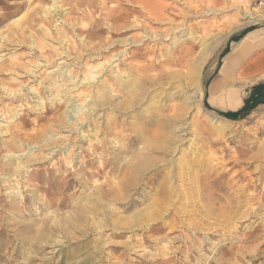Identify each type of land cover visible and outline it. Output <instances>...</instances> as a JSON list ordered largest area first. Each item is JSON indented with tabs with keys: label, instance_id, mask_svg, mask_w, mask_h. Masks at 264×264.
Listing matches in <instances>:
<instances>
[{
	"label": "rangeland",
	"instance_id": "rangeland-1",
	"mask_svg": "<svg viewBox=\"0 0 264 264\" xmlns=\"http://www.w3.org/2000/svg\"><path fill=\"white\" fill-rule=\"evenodd\" d=\"M140 1L0 0V264H147L143 262L146 258L150 260L148 264H264V68H246L248 63L264 55V16L257 15L244 23L247 19L240 14L247 11L255 15L264 13V9L250 0ZM148 9L163 11L162 19L154 20ZM154 34H158L155 39L151 37ZM224 34L223 41L211 55L203 54L211 41ZM245 35L241 41L245 52L234 63L231 83L225 86L239 90L242 103L235 110L223 109L210 101L209 84L223 77L220 73L223 58ZM114 54L117 55L113 61L107 63L100 77L97 75L95 81L98 82L80 86L78 90L66 88L72 86L69 83L78 82L87 65H97ZM203 56L199 80L202 97L198 99L194 84L185 82L182 77L169 79L167 76L173 72L186 74L194 61ZM61 61L68 69L73 68L71 80H61L55 71L53 73L55 68L59 69ZM111 70H121L120 73L127 76L126 84L115 85V95L104 96L103 106L89 112L85 124L79 127L78 114L69 111L75 109L80 100L87 103L89 96L85 98V93L95 92ZM137 86L141 90L138 96L132 94ZM66 89L70 97L64 95ZM77 92L79 100L74 94ZM186 97L191 106L183 109L187 124L179 132L180 138L165 143L166 152H152L148 145L152 144L149 140L156 132L153 131L157 124L155 115H172ZM123 100L131 102L129 108L122 106L114 110L113 104L123 103ZM70 103L72 107L68 106ZM227 112L234 113L226 117ZM145 115H152L146 123ZM209 115L227 119L221 123V133L215 131ZM116 119L118 126L114 124ZM142 123L143 141L131 144L130 137L138 132ZM74 125L77 127L70 130ZM108 126L112 134L105 131ZM81 128L89 134L83 139ZM98 140L107 143L96 149ZM116 142L129 149L127 155L120 154L121 163L124 159H133L136 151L142 149L145 154L142 157L145 156L150 165L123 191V200L114 202L109 198L96 203L97 193L109 188L114 190L122 173L107 168L103 174L91 177L83 171L98 169L99 161L112 156ZM28 145L31 150L25 156ZM173 145L180 150L171 151ZM182 156L188 159L190 172L172 182L179 193L185 191L184 197L178 200L175 198L178 193L174 192L168 202L172 204L171 210L166 206L168 210L163 211V205L157 206L159 198L155 189L169 169H176L175 173L180 171L178 161ZM88 159H92L91 165H85ZM197 159L205 168L217 167L223 177L211 184L213 177L202 176V185L206 188L199 196H193L190 190L194 185L193 176L200 178L205 172L198 170L197 174V169L192 168L198 163ZM235 162L239 163L235 165ZM12 173L13 177L7 179ZM252 196L254 200L250 199ZM236 197L240 201L238 209L230 204ZM129 199L136 201L135 204L128 209L121 207L120 203ZM198 205H209L211 215L199 216ZM82 206L87 207L86 211L91 209L85 220L79 212ZM102 207L106 209L104 213ZM110 211L113 222L116 217L115 226L104 221ZM199 218L208 222L205 230L193 223L200 222ZM121 220L127 223H119ZM162 220L163 228L152 230L151 227L162 224ZM97 222H102V226H96ZM118 230L123 231L121 236L113 234ZM163 248L169 251V257L173 256L172 261L165 262L166 258L160 253ZM186 258L191 261L187 262Z\"/></svg>",
	"mask_w": 264,
	"mask_h": 264
},
{
	"label": "bare ground",
	"instance_id": "bare-ground-1",
	"mask_svg": "<svg viewBox=\"0 0 264 264\" xmlns=\"http://www.w3.org/2000/svg\"><path fill=\"white\" fill-rule=\"evenodd\" d=\"M127 1V0H126ZM129 1V0H128ZM140 1V0H139ZM241 1V0H240ZM131 2V1H130ZM133 2V1H132ZM140 3H141V1H140ZM53 5V4H52ZM51 5V6H52ZM57 6V5H56ZM61 7V6H60ZM142 7V6H141ZM47 8V7H46ZM45 8V9H46ZM122 10V9H121ZM146 10V9H145ZM108 11V10H107ZM110 11V10H109ZM113 11V10H112ZM166 11V10H165ZM256 11V10H255ZM47 12V11H46ZM120 12V11H119ZM118 12V13H119ZM147 12H148V14H149V16L151 15L152 17H153V19L154 20H161L162 18V16L164 15V13H163V11H155V10H153V9H148L147 10ZM258 12H260V11H258ZM108 13V12H107ZM110 13V12H109ZM117 13V12H116ZM125 13V12H124ZM123 13V14H124ZM115 14V13H114ZM120 14V13H119ZM241 16H243L244 18H246L247 20L244 22V23H246V22H250V21H252V19L253 18H255L257 15L258 16H264V13H256L255 15L253 14V13H249V12H247V11H242L241 13ZM110 15V14H109ZM108 15V16H109ZM118 15V14H117ZM252 15V16H251ZM108 16H106V18L108 17ZM119 16V15H118ZM118 16H117V18H118ZM115 17V16H114ZM112 18V17H111ZM116 18V17H115ZM124 18V17H123ZM108 20H109V17L107 18ZM121 19H122V17H121ZM125 19V18H124ZM123 19V20H124ZM114 22V21H113ZM117 22H118V20H117ZM126 22V21H125ZM109 23H112V22H109ZM117 24V23H116ZM115 24V25H116ZM127 24V23H126ZM119 25H121V24H119ZM110 27V26H109ZM122 27H124V26H122ZM235 28V27H234ZM56 29H58V27L56 28ZM60 31V30H59ZM61 32H62V30H61ZM61 32H59V33H61ZM96 32H98V30L96 31ZM46 33V32H45ZM57 33H58V31H57ZM92 33V32H91ZM250 33V32H249ZM226 35L224 34V35H221V36H219L218 38H216L215 40H213V41H211L209 44H208V46L206 47V49L204 50V52L205 53H203V54H205V55H211V53H213L214 52V50L218 47V45L223 41V39H224V37H225ZM247 35H245L243 38H245ZM55 37H57L56 35H55ZM54 37V38H55ZM63 37V36H62ZM151 37H153V39H155V37L157 38L158 37V34H154L153 36H151ZM242 38V39H243ZM241 39V40H242ZM59 40V39H58ZM241 40L237 43V46L235 47L234 46V48L223 58V61H222V64H221V67H220V70H221V72H224V73H228V72H231L233 69H235V66H236V64H234L236 61H237V59L238 58H240L243 54H244V51H243V49H244V47L243 46H240L241 45ZM126 41V40H125ZM240 44V45H239ZM84 46V45H83ZM93 46H95V45H93ZM89 47V46H88ZM109 47V46H108ZM58 48V47H57ZM105 48V47H104ZM57 52V51H56ZM89 54V53H88ZM117 54H114V55H112L111 57H110V59L108 60H103L101 63H99V64H97V65H87L85 68H84V72L82 73V76H81V78H79L78 79V82L77 83H69V84H71L72 86H66V88H75V89H77V88H80V86H84V85H88L89 83L91 84L92 82H94L95 80H96V78L99 76L100 77V73L102 72V70L104 69V67L107 65V63L111 60V61H113L112 59L116 56ZM89 56V55H88ZM118 57V56H117ZM48 58V57H47ZM50 59V58H49ZM262 58H260V60H261ZM47 60V59H46ZM48 61V60H47ZM86 61V60H85ZM88 61V60H87ZM107 61V62H106ZM117 61V60H116ZM203 61H204V56L203 57H201V59L200 60H198V61H194L195 63H193L191 66H190V68H189V71L186 73V74H184V73H181V72H173V73H170L168 76H167V78H169V79H175V78H178V77H182V79L186 82V81H189V83L190 84H194L195 86H196V90H197V93H198V99H201V97H202V93H201V90H200V86H199V80H200V74H201V68H202V64H203ZM50 62V61H49ZM48 62V63H49ZM84 62V61H83ZM47 63V64H48ZM68 63V62H67ZM254 63H256V62H254ZM119 64V63H118ZM37 64H35V66H36ZM60 65V67H59V69H54L53 70V73H54V71H55V74L57 73L58 75L57 76H59V77H61L60 79L61 80H71V76H72V74H70V72H71V69H73L72 67H71V69H68L67 68V66L65 65V63H64V61H61V62H59V64H58V66ZM64 65L66 66V68L64 67ZM68 65H69V63H68ZM40 66V65H39ZM113 66V65H112ZM256 66H259V67H261V68H263L264 67V55H263V59L259 62V63H257V64H251L249 67H256ZM249 67H246V68H249ZM64 68V70H62ZM83 69V68H82ZM81 69V70H82ZM141 69H143V68H138V70H141ZM95 70H97L96 72H95ZM121 71V70H120ZM120 71L118 70H111V74H110V76L109 77H107V78H105V79H103L102 80V82H101V84H99V86H97V88L96 89H94V90H96L95 92H90L91 94H89V92L88 93H85V95L84 94H82V95H84L85 96V98L86 97H88L89 96V99H87L88 100V102L86 103L85 101H83V100H80L81 102L78 104V103H76V104H78V106L75 108V109H71L69 112H74L75 114H78V115H76V117H77V119H76V121H78V124H79V127H82L84 124H85V122H86V120H87V114H89V112H91V111H93L94 109H95V107H98L99 105H102L103 104V102L101 101V100H104V99H102L104 96H113V95H115V93H116V89L115 88H113V87H115V85H117V86H119V85H121V86H124V84H126L125 83V78L127 77V76H125V75H123V74H121L120 73ZM143 71H145V70H143ZM29 72V71H28ZM77 72V71H76ZM104 72V71H103ZM30 73V72H29ZM48 73V72H47ZM74 74V73H73ZM105 74V73H104ZM220 74V73H219ZM29 75V74H28ZM65 75H67V78L65 79L64 77H65ZM98 75V76H97ZM140 75V74H139ZM49 76H50V74H49ZM80 76V75H79ZM165 76V75H164ZM164 76H163V78H164ZM74 77V76H73ZM133 77V76H132ZM48 78V77H47ZM46 78V79H47ZM58 78V77H57ZM129 78V77H128ZM134 78V77H133ZM132 78V79H133ZM136 78H138V77H136ZM222 78V77H221ZM53 79V78H52ZM140 79V78H139ZM161 79V78H160ZM44 80H45V78H44ZM56 80V79H55ZM75 81H76V79H75ZM116 81H118L117 83H116ZM134 81H135V79H134ZM133 81V82H134ZM137 81V80H136ZM135 81V82H136ZM175 81V80H174ZM177 81V80H176ZM217 81V80H216ZM230 81V79H229V77H226V78H224V83H228ZM44 82V81H43ZM50 82V81H49ZM95 82H98V80L97 81H95ZM132 82V81H131ZM152 82V81H151ZM170 82V81H169ZM213 82V81H212ZM47 83V82H46ZM153 83V82H152ZM172 83V82H171ZM183 83V82H182ZM231 83V82H230ZM57 84V83H56ZM134 84V83H133ZM211 84V83H210ZM229 84V83H228ZM234 84V83H233ZM46 85V84H45ZM59 85V84H58ZM62 85H65V84H61L60 86H62ZM67 85V84H66ZM116 86V87H117ZM150 86V85H149ZM229 86V85H228ZM235 86V85H234ZM84 87H86V86H84ZM89 87V86H88ZM141 87V86H140ZM139 87V88H140ZM35 88V87H34ZM52 88V87H51ZM55 88H56V86H55ZM60 88V87H59ZM91 88V87H90ZM136 88V87H135ZM134 88V89H135ZM229 88V87H228ZM121 89H125V88H121ZM224 88H216L214 85H212L211 86V88H210V91H211V99H210V101L212 102V103H216L217 104V106L218 107H220V108H223V109H230V110H234V109H237L238 107H239V105H240V103H241V96H240V93H238V92H235L234 90H231V89H229V90H226V91H224V92H221V94H220V97H217V96H214L217 92H219V91H222ZM34 90V89H33ZM32 90V91H33ZM67 90V89H66ZM78 90V89H77ZM90 90V89H89ZM88 90V91H89ZM36 91V90H35ZM34 91V92H35ZM47 91V90H46ZM84 91V90H83ZM91 91V90H90ZM127 91H129V90H127ZM126 91V92H127ZM132 91V90H131ZM239 91V90H238ZM71 92V91H70ZM139 92H141V90H139L138 89V86H137V90L135 91V92H133L132 94H135V95H140L139 94ZM144 92V91H143ZM203 92V91H202ZM23 93V92H22ZM32 93V92H31ZM69 92H68V90L67 91H65L64 92V95L66 96V95H68V97H70L71 95H69L68 94ZM73 93V92H72ZM127 93H129V92H127ZM33 94H36V93H33ZM40 94V93H39ZM75 94V96L76 97H78V94H79V92H77V93H74ZM130 94V93H129ZM128 94V95H129ZM14 95V94H13ZM60 95V94H59ZM63 95V94H62ZM174 95V94H173ZM37 96V95H36ZM57 96V95H56ZM55 96V97H56ZM125 96V95H124ZM39 97V96H38ZM98 98V100H97V102L94 100H92L91 98ZM129 97V96H128ZM140 97V96H139ZM73 98V97H72ZM105 98H107V97H105ZM109 98V97H108ZM118 98V97H117ZM125 98H126V96H125ZM58 99H60V97H58ZM69 99V98H68ZM68 99H67V102H69L68 101ZM121 99H123V98H121ZM71 100V99H70ZM78 100H79V97H78ZM126 100V99H125ZM107 101V100H106ZM75 102V101H74ZM111 102V101H110ZM136 102V101H135ZM105 103V102H104ZM107 103H109V99H108V102ZM112 103V102H111ZM129 103H131L130 101L128 102V101H124L123 100V103H119V104H116L115 106H114V104H113V109L115 110V109H119V108H122V106L124 107V108H127L128 107V105H129ZM39 104H41V102L39 103ZM110 104V103H109ZM132 104H133V102H132ZM74 105V104H73ZM68 106H71L72 107V104L70 103ZM103 106V105H102ZM190 106H191V104H190V102H189V98H183V101L181 102V103H179V105L177 106V107H175L174 108V112H173V114L172 115H170V116H163V117H161L160 115H155V120H154V122H156L157 124H156V127H155V129L153 130V131H156L155 132V134L153 135V137L151 138V140H149V141H151V143L152 144H150V145H148L149 147H150V149H151V151L152 152H163L164 150H165V152H166V146H165V143H173L176 139H175V137H177V138H180V135H179V132H181L184 128H185V126H184V124L186 123V121H185V118H184V116H185V114L186 113H184L183 112V109L184 108H190ZM86 107V108H85ZM106 107V106H105ZM108 107H109V105H108ZM111 107V106H110ZM41 108H43V104H41ZM129 108V107H128ZM132 108V107H131ZM39 110V109H38ZM162 110V109H161ZM185 110V109H184ZM197 110L199 111V109L197 108ZM67 111V112H68ZM197 111V112H198ZM94 112V111H93ZM92 112V113H93ZM120 113H122V111H119ZM187 112V111H186ZM200 112V111H199ZM130 113V112H129ZM17 114V113H16ZM15 114V115H16ZM157 114V113H156ZM158 114H159V112H158ZM12 115H14V114H12ZM6 116V115H5ZM67 116V115H66ZM99 116V115H98ZM152 115H145L144 116V122L146 123L147 121V119L148 118H150ZM206 116V115H205ZM210 116V118H211V120H213L214 122L212 123L213 124V128H215V131L217 132V133H221V128H222V124L221 123H223V122H225V120H227V119H225V118H219V117H215V116H211V115H209ZM5 118V117H4ZM73 118H74V116H73ZM115 118V117H114ZM66 119V118H65ZM4 120V119H3ZM70 120V119H69ZM68 120V121H69ZM109 120V119H108ZM2 121V120H1ZM6 121H7V119H6ZM113 121V120H112ZM5 122V121H4ZM71 122V121H70ZM95 122H96V120H95ZM121 122V121H120ZM72 123V122H71ZM98 123H99V121H98ZM229 123V122H228ZM109 124H110V122H109ZM114 124H115V126H118V121H117V119L114 121ZM187 124V123H186ZM71 125H73V124H71ZM89 125V124H88ZM96 125V124H95ZM108 125V124H107ZM106 125V126H107ZM6 126V125H5ZM63 126V125H62ZM98 126H99V124H98ZM101 126V125H100ZM135 126V125H134ZM229 126V125H228ZM61 127V126H60ZM77 126H72V128H70V130L72 129H75ZM104 127H105V124H104ZM139 127V126H138ZM226 127V126H225ZM225 127H223V128H225ZM0 128H2V127H0ZM65 128V127H64ZM103 128V127H102ZM101 128V129H102ZM116 128V127H115ZM229 128V127H228ZM68 129V128H67ZM66 129V130H67ZM95 129V128H94ZM187 129V128H186ZM226 129V128H225ZM100 130V129H99ZM112 129L110 128V126H108V127H106L105 128V131L108 133V134H112V131H111ZM204 130V129H203ZM202 130V131H203ZM224 130V129H223ZM69 131V130H68ZM78 131V130H77ZM116 131V130H115ZM151 131V130H150ZM199 131H200V129H199ZM201 131V132H202ZM213 131V130H212ZM2 133V132H1ZM0 133V134H1ZM80 133H81V137H82V139H83V137L85 138V137H87L89 134H86L85 133V131H82V128H81V131H80ZM106 133V134H107ZM198 133V132H197ZM27 134V133H26ZM25 134V135H26ZM71 134V133H70ZM105 134V135H106ZM114 134V133H113ZM185 134V133H184ZM216 134V133H215ZM13 135V134H12ZM24 135V136H25ZM46 135V134H45ZM44 135V136H45ZM49 136V135H48ZM72 136V135H71ZM218 136H219V134H218ZM217 136V137H218ZM14 137V136H13ZM31 137V136H30ZM39 137V136H38ZM40 137H41V135H40ZM51 137V136H50ZM61 137V136H60ZM64 137V136H63ZM62 137V138H63ZM66 137V136H65ZM64 137V138H65ZM79 137V136H78ZM196 137H198V136H196ZM27 138H29V137H27ZM32 138V137H31ZM36 138V137H35ZM42 138V137H41ZM53 138V137H52ZM57 138V137H56ZM55 138V139H56ZM104 138V137H103ZM214 138H215V136H214ZM21 139H23V137L21 138ZM33 139V138H32ZM47 139H49V138H47ZM46 139V140H47ZM51 139V138H50ZM213 139V138H212ZM15 140V139H14ZM20 140V139H19ZM25 140V139H24ZM38 140H39V138H38ZM180 140H182V139H180ZM12 141V140H11ZM10 141V142H11ZM41 141V140H40ZM44 141V140H43ZM42 141V142H43ZM48 141V140H47ZM63 141V140H62ZM65 141V140H64ZM71 141H72V139H71ZM84 141H86V140H84ZM105 141V140H104ZM104 141H102V140H98V142H97V145H96V149L99 147V148H103L104 147V144L105 143H107V142H104ZM131 141V144L132 143H137V142H139V141H143V123L141 124V126L139 127V130H138V132L135 134V135H132L131 137H130V140H129V142ZM213 141H215V140H213ZM2 142V141H1ZM14 142V141H13ZM31 142V141H30ZM45 142V141H44ZM53 142V141H52ZM51 142V143H52ZM125 142V141H124ZM183 142V141H182ZM3 143V142H2ZM7 143V142H6ZM15 143V142H14ZM17 143V142H16ZM38 143H39V141H38ZM68 143V142H67ZM78 143V142H77ZM177 143V142H176ZM22 144V143H21ZM24 144V143H23ZM45 144H46V142H45ZM80 144L82 145V143L80 142ZM109 144V143H108ZM107 144V145H108ZM116 144H117V142H116ZM190 144V143H189ZM10 145H11V143H10ZM18 145V144H17ZM47 145V144H46ZM49 145V144H48ZM55 145V144H54ZM71 145H72V143H71ZM71 145H69L70 147H71ZM79 145V144H78ZM180 145V144H179ZM12 146V148H13V145H11ZM16 146V145H15ZM15 146H14V148H15ZM21 146V145H20ZM25 146V145H24ZM57 146V145H56ZM66 146H68V145H66ZM117 146V147H116ZM115 147V150L113 151V152H111V154H112V156L109 158V159H102L101 161H99L100 162V165H99V167H98V169H96L95 171H92V172H88V171H83V173H85V175L86 174H88L89 176H91V177H95V176H98V175H101V174H103L104 172H105V170L107 169V168H109L110 170H114V171H119V173H122V177H121V179L117 182V185H116V187H115V189L114 190H112L111 188H109V189H104V190H101L99 193H97L98 194V196H97V202H96V200H95V202L96 203H98V202H100L101 200H105V199H109V198H112V200L115 202V201H121V200H123L124 199V192L123 191H125V190H128L129 189V187L131 186V184H133L134 183V181L140 176V174H141V172L146 168V167H149V165H150V163H146V160H145V156H144V158L142 157V155H145L143 152H142V149L141 150H137L136 151V153H135V156L133 157V159H127V161H126V159H124L123 160V162L121 163L120 161V154H128L129 153V149H128V147H123V145L122 146H120L119 144H117ZM145 146H146V144H145ZM168 146V145H167ZM3 147V146H2ZM7 147V146H6ZM10 147V146H9ZM9 147H8V150H9ZM18 147V146H17ZM22 147H23V145H22ZM58 147V146H57ZM28 151L26 152V155L25 156H28L27 155V153L28 152H30V150H31V147L28 145ZM40 148H42V146L40 147ZM54 148V147H53ZM106 148V147H105ZM141 148V147H140ZM172 148V150L171 151H173V152H175L177 149H179V147H177L176 145H173V147H171ZM192 148V147H191ZM39 149V148H38ZM91 149H92V146H91ZM95 149V150H96ZM147 149V148H146ZM12 150V149H11ZM18 150V149H17ZM22 150V149H21ZM49 150V149H48ZM101 150V149H100ZM170 150V149H169ZM180 150V149H179ZM34 151V150H33ZM80 151V150H79ZM104 151H105V149H104ZM170 151V152H171ZM76 152V151H75ZM81 152V151H80ZM186 152V151H185ZM194 152V151H193ZM32 153V152H31ZM30 153V154H31ZM132 153V152H131ZM188 153V152H187ZM70 154V153H69ZM73 154V153H72ZM171 154V153H170ZM193 154V153H192ZM33 155V154H32ZM31 155V156H32ZM35 155V154H34ZM71 155V154H70ZM162 155V154H161ZM244 155V154H243ZM164 156V155H163ZM173 156V155H172ZM176 156V155H175ZM193 156V155H192ZM195 156V155H194ZM143 159H142V158ZM8 158V157H7ZM124 158V157H123ZM10 159V158H9ZM20 159V158H19ZM27 159H28V157H27ZM64 159V158H63ZM165 159H167V158H165ZM170 159V158H169ZM174 159V158H173ZM187 159V158H186ZM195 159V158H194ZM236 159V158H235ZM249 159V158H248ZM175 160H176V158H175ZM188 160V159H187ZM187 160H185V157L184 156H182L181 158H180V160L178 161V169L180 170V171H178V172H174V170H176V169H174L173 170V168L172 169H169L168 171H167V173L165 174V175H162L163 176V178H162V180L158 183V185H157V187H156V189H155V194L158 196V198L159 199H157V206H160V205H163V211H167L168 210V208H169V206L170 205H172V204H169L168 202L170 201V199H171V197H172V195H174L173 193L175 192L176 194L178 193V196L177 197H175V198H177L178 200L180 199V198H182V197H184V195H182V194H184V192H182L181 190V192L179 193L178 191H177V189L174 187V184H173V182L172 181H177L178 180V176H179V179L181 180L182 178H184L185 176H187V172H190V171H188L189 170V168L191 167V166H189V163H188V161ZM197 160H199V159H197ZM23 161V160H22ZM28 161V160H27ZM158 161V160H157ZM162 161H163V159H162ZM177 161V160H176ZM190 161V160H189ZM195 161V160H194ZM85 162V161H84ZM164 162V161H163ZM24 163V162H23ZM93 162H92V159H88L87 161H86V163H85V165H87V164H89V165H91ZM165 163H166V161H165ZM172 163L173 164H175V162L174 161H172ZM239 162H235V165L236 164H238ZM66 164H68V163H66ZM169 164H170V162H169ZM191 164V163H190ZM158 165V164H157ZM172 165V164H171ZM177 165V164H176ZM192 165H194V164H192ZM232 165H234V164H232ZM18 166H19V163H18ZM119 166V167H118ZM83 167V166H82ZM123 167H125V168H123ZM9 168V167H8ZM176 168H177V166H176ZM192 168H195V169H197V171L196 170H194V171H196L197 172V174H198V170H204L205 172H204V175H201L200 176V178L198 177V175H197V177L195 178V176H193V182H192V184L194 183V185L191 187V189L190 190H192V195L194 196V195H197L203 188H206V186L203 184L202 185V182H203V177H205V179L207 178V179H209V177H213V179L211 180V184H214V182H217V181H219L220 180V178H222L223 177V173H222V171L220 172V171H218V169H217V167H214L213 165L212 166H210V167H207V168H205V166H203V164L202 163H200V160L198 161V163H195V165L192 167ZM15 169V168H14ZM14 169H12V170H14ZM16 170H18L17 168H16ZM58 170V169H57ZM177 171V170H176ZM15 172H17V171H15ZM56 172V171H55ZM18 173V172H17ZM193 173V172H192ZM13 174L14 173H12V174H10L9 175V177H7V179L8 178H10L11 176L13 177ZM194 174H195V172H194ZM193 175V174H192ZM155 176H157V175H155ZM203 176V177H202ZM16 177V176H15ZM14 177V178H15ZM202 177V178H201ZM4 178V177H3ZM154 178V176L153 177H150V178H148L149 180L148 181H150L151 179H153ZM188 178V177H187ZM191 177L189 176V179H190ZM194 178H195V180H194ZM4 181V180H3ZM16 181H17V178H16ZM188 181V180H187ZM192 181V178H191V180L189 181V183ZM208 181V180H207ZM6 183H8V182H6ZM5 183V184H6ZM10 183V182H9ZM94 183V182H93ZM145 183V182H144ZM148 182H146L145 183V185L147 184ZM210 183H208V185L210 184ZM4 184V185H5ZM15 184L16 185H18V182H15ZM84 184V183H83ZM95 184H96V182H95ZM182 184V183H181ZM14 185V184H13ZM12 185V186H13ZM15 185V186H16ZM94 185V184H93ZM98 185V184H97ZM7 186V185H6ZM178 186V185H177ZM191 186V185H190ZM209 186H211V185H209ZM214 186V185H213ZM179 187V186H178ZM9 188V187H8ZM14 188V187H13ZM19 188V187H18ZM96 188V187H95ZM98 188V187H97ZM184 188V187H183ZM11 189V188H10ZM96 190V189H95ZM100 190V189H99ZM184 190V189H183ZM188 190V189H187ZM92 191V190H91ZM206 192V191H205ZM92 193V192H91ZM90 193V194H91ZM147 193V192H146ZM149 193V192H148ZM154 193V192H153ZM204 193V192H203ZM7 194V193H6ZM239 194V193H238ZM14 195V194H13ZM145 195V194H144ZM143 195V196H144ZM171 195V196H170ZM188 194L186 193V196H187ZM204 195H206V194H204ZM91 196H93V195H91ZM90 196V197H91ZM156 196V197H157ZM192 196V197H193ZM198 196H199V194H198ZM235 196V195H234ZM86 197V196H85ZM94 197H95V195H94ZM93 197V198H94ZM155 197V196H154ZM192 197H191V199H192ZM238 197V196H237ZM237 197L235 198V200L234 201H230L229 203L231 204V206L233 205L234 207H236L237 209H238V207H240V201L237 199ZM148 198V197H147ZM187 198V197H186ZM206 198H208V197H206ZM45 199V198H44ZM95 199V198H94ZM150 199H151V197H150ZM190 199V198H189ZM194 199V198H193ZM198 199V198H197ZM233 199H234V197H233ZM250 199H252V200H254L255 199V196H252ZM88 200V199H87ZM188 200V199H187ZM227 200V199H226ZM18 201V200H17ZM51 201V200H50ZM91 201V200H90ZM89 200H88V202H90ZM150 201V200H149ZM148 201V202H149ZM153 201V200H152ZM172 201V200H171ZM177 201V200H176ZM210 201V200H209ZM208 201V202H209ZM20 202V201H19ZM87 202V203H88ZM92 202V201H91ZM90 202V203H91ZM94 202V201H93ZM94 202V203H95ZM135 202L136 201H134L133 199H129V200H127V201H125L124 203H120V205H121V207H123L124 209H128L132 204H135ZM195 202V201H194ZM203 203V201H200V203ZM212 202V201H211ZM17 203V202H16ZM113 203V202H112ZM147 203V202H146ZM213 203V202H212ZM44 204V203H43ZM100 204V203H99ZM196 204H198L197 202H196ZM226 204V203H225ZM19 205V204H18ZM23 205V204H22ZM35 205V204H34ZM90 205V204H89ZM94 205V204H93ZM96 205V204H95ZM107 205V204H106ZM114 205V204H113ZM148 205V204H147ZM181 205V204H180ZM188 205V204H187ZM190 205V204H189ZM202 205V204H201ZM212 205H214V204H212ZM212 205H211V207H212ZM30 206V205H29ZM97 206V205H96ZM100 206H102V205H100ZM166 206H168V208L166 207ZM193 206V205H192ZM207 206H209V205H203V206H200V205H198V209L196 208V212L199 214V216H210L211 214H209V210L207 209ZM33 207V206H32ZM79 207V206H78ZM93 207V206H92ZM153 207V206H152ZM166 207V208H165ZM210 207V208H211ZM230 207V206H229ZM31 208V207H30ZM93 208H95V207H93ZM105 207H102V209H101V212L102 213H104L105 211H106V209H104ZM204 208V209H203ZM35 209V208H34ZM34 209H33V211H34ZM37 209V208H36ZM86 209H87V207H81V208H79V212H80V214L82 215V219L83 220H85V218L88 216V213L91 211V209L90 208H88V209H90V211H86ZM97 209H98V206H97ZM148 209V208H147ZM158 209V208H157ZM170 209V208H169ZM17 210V209H16ZM111 210V209H110ZM159 210H161V209H159ZM171 210V209H170ZM190 210V209H189ZM192 210V209H191ZM94 211V210H93ZM151 211V210H150ZM153 212L155 211L154 210V208H153V210H152ZM237 211V210H236ZM98 212V211H97ZM96 212V213H97ZM108 212H109V210H108ZM145 212H146V210H145ZM196 212H195V214H196ZM95 213V214H96ZM98 213H100V212H98ZM168 213V212H167ZM181 213H182V210H181ZM185 213V212H184ZM213 213V212H212ZM252 213H253V215H257V213L255 212V210H252ZM112 212L110 211V214H109V216H106L105 218H104V221L105 222H108L109 223V225H110V223H112L114 226L116 225L115 224V221H116V217H114L115 218V221L113 222L112 221ZM156 214V213H155ZM157 214H159V213H157ZM186 214V213H185ZM237 214V213H236ZM99 215V214H98ZM141 215V214H140ZM144 215H145V213H144ZM189 215V214H188ZM182 216V215H181ZM194 216V215H193ZM248 216V215H247ZM78 217V216H77ZM161 217V216H160ZM178 217V216H177ZM235 217V216H234ZM89 218V217H88ZM87 218V219H88ZM182 218V217H181ZM194 218V217H193ZM204 218V217H203ZM56 219V218H55ZM81 219V220H82ZM86 219V220H87ZM118 219V218H117ZM144 219V218H143ZM146 219H148V218H146ZM145 219V220H146ZM162 219V218H161ZM180 219V218H179ZM201 219L202 218H199V220H200V222L198 223V222H193L194 224H196L197 226H198V228L199 229H203V230H205V226H206V224H208V222L207 223H205L204 221H201ZM206 219V218H205ZM82 220V221H83ZM185 220V219H184ZM194 220V219H193ZM198 220V219H197ZM207 220V219H206ZM98 221V220H97ZM100 221V220H99ZM119 221V220H118ZM150 221V220H149ZM166 221V220H165ZM183 221V220H182ZM190 221H192V220H190ZM52 222H53V220H52ZM81 222V221H80ZM91 222H93V221H91ZM162 222H163V220H162ZM253 222V221H252ZM56 223V222H55ZM82 223V222H81ZM83 223H84V221H83ZM95 223V222H94ZM119 223H123V224H126L127 223V221L126 220H121ZM168 223V222H167ZM193 223L191 224V225H193ZM213 223V222H212ZM215 223V222H214ZM85 224V223H84ZM92 224V223H91ZM111 224V225H112ZM169 224H170V222H169ZM36 225H37V223H36ZM47 225V224H46ZM45 225V226H46ZM102 226V222L100 223V222H97V224H96V226ZM105 225V224H104ZM165 224H164V222L162 223V224H158V225H155V226H152L151 228H152V230H154V231H159V230H161L162 228H163V226H164ZM180 225V224H179ZM214 225V224H213ZM217 225V224H216ZM25 226V225H24ZM23 226V227H24ZM34 226V225H33ZM62 226V225H61ZM83 226V225H82ZM92 226V225H91ZM114 226H113V228H114ZM197 226H195V227H197ZM26 227H28V225L26 226ZM52 227V226H51ZM58 227V226H57ZM84 227V226H83ZM117 228L118 227H120V226H116ZM122 227V226H121ZM182 227V226H181ZM192 227V226H191ZM194 227V228H195ZM25 228V227H24ZM29 228V227H28ZM54 228V227H53ZM63 228H64V226H63ZM62 228V229H63ZM93 228V227H92ZM209 228V227H208ZM33 229H34V227H33ZM55 229H57V228H55ZM84 229V228H83ZM119 229V228H118ZM123 229V228H122ZM207 229V228H206ZM234 229V228H233ZM86 230V229H85ZM195 230V229H194ZM209 230V229H208ZM35 231V230H34ZM48 231V230H47ZM88 231V230H87ZM83 232H84V230H83ZM199 232V231H198ZM85 233V232H84ZM206 233V232H205ZM208 233H209V231H208ZM113 234L114 235H117V236H121L122 234H123V231H121V230H118L117 232H113ZM168 234H170V232L168 231ZM187 236V235H186ZM50 237V236H49ZM170 237V236H169ZM182 237V236H181ZM195 237V236H194ZM47 238V237H46ZM46 238H45V240H46ZM164 238H165V235H164ZM176 238V240H177V238H179V237H175ZM186 238V237H185ZM192 238V237H191ZM41 239V238H40ZM160 239V238H159ZM170 239V238H169ZM184 239V238H183ZM189 239V238H188ZM192 239H194V238H192ZM44 240V241H45ZM48 240V239H47ZM185 240V239H184ZM205 240V239H204ZM160 241H162V240H160ZM185 242V241H184ZM189 242V241H188ZM205 242H206V240H205ZM41 243V242H40ZM171 243V242H170ZM191 243V242H190ZM198 243V242H197ZM201 243H202V241H201ZM168 244V243H167ZM165 246V245H164ZM178 248V247H177ZM180 248V247H179ZM169 249H170V247H169ZM28 251H29V249H28ZM25 252V251H24ZM31 252V251H30ZM171 252H173V251H171ZM160 253H162V255L166 258V260H165V262L166 261H168V260H171V258L173 257L172 255V257L170 256H168V254H169V251L168 250H166V249H164L163 248V250L160 252ZM24 254V253H23ZM187 254V253H186ZM175 255V254H174ZM26 256H27V254H26ZM23 257V256H22ZM186 257V256H185ZM2 258V255L0 254V259ZM190 258V257H189ZM186 260H187V258H186ZM194 260V259H193ZM199 260V259H198ZM197 260V261H198ZM172 261V260H171ZM176 261V260H175ZM188 261H191V260H187V262ZM144 263H149L150 262V260H148L147 258L143 261ZM198 263V262H197ZM183 264V263H182ZM187 264H190V262L189 263H187ZM200 264V263H199Z\"/></svg>",
	"mask_w": 264,
	"mask_h": 264
},
{
	"label": "crops",
	"instance_id": "crops-1",
	"mask_svg": "<svg viewBox=\"0 0 264 264\" xmlns=\"http://www.w3.org/2000/svg\"><path fill=\"white\" fill-rule=\"evenodd\" d=\"M243 38V37H242ZM244 39V38H243ZM242 39V40H243ZM241 40V39H240ZM239 40V41H240ZM241 40V41H242ZM240 45V44H239ZM240 46H243V43L241 42V45ZM244 47V46H243ZM245 49L246 48H244L243 49V51L245 52ZM260 58H262L263 59V55L262 56H260L259 58H257V59H255V60H253V61H251L250 63H248L247 64V66L246 67H249L251 64H257V63H259L261 60H260ZM254 62H256V63H254ZM264 68V67H263ZM263 68H261V67H259V66H256V67H249V68H247V69H249V70H261V69H263ZM220 73H221V75H223V77L224 78H226V77H229V79H230V81L232 80L231 79V77H230V72H226V73H224V72H221V70H220ZM262 76H264V75H262ZM222 77V76H221ZM222 77V79L220 78V81L219 82H216V81H213V82H211V84H209V91H210V88H211V86L212 85H214L216 88H224L222 91H219V92H217V93H219L218 95H217V93L214 95V96H219L220 94H221V92H224V91H226V90H229V89H226V84H228V83H224V78ZM208 88V87H207ZM233 90V89H232ZM235 92H238V93H240L239 91H236V90H234ZM210 93H211V91H210ZM212 95V94H211ZM241 103H242V98H241ZM241 103H240V105H241ZM239 105V106H240ZM239 108V107H238ZM230 110V109H229ZM235 110V109H234Z\"/></svg>",
	"mask_w": 264,
	"mask_h": 264
},
{
	"label": "built area",
	"instance_id": "built-area-1",
	"mask_svg": "<svg viewBox=\"0 0 264 264\" xmlns=\"http://www.w3.org/2000/svg\"><path fill=\"white\" fill-rule=\"evenodd\" d=\"M258 8L264 9V0H250Z\"/></svg>",
	"mask_w": 264,
	"mask_h": 264
},
{
	"label": "trees",
	"instance_id": "trees-1",
	"mask_svg": "<svg viewBox=\"0 0 264 264\" xmlns=\"http://www.w3.org/2000/svg\"><path fill=\"white\" fill-rule=\"evenodd\" d=\"M263 87H264V85H263ZM241 96V95H240ZM242 98V97H241ZM234 112H227V113H225V115H226V117H230V115H232Z\"/></svg>",
	"mask_w": 264,
	"mask_h": 264
}]
</instances>
